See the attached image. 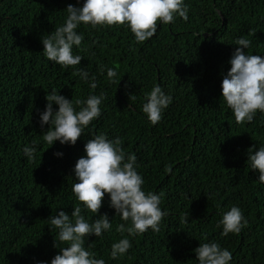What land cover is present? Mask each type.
Instances as JSON below:
<instances>
[{
	"label": "trees",
	"instance_id": "16d2710c",
	"mask_svg": "<svg viewBox=\"0 0 264 264\" xmlns=\"http://www.w3.org/2000/svg\"><path fill=\"white\" fill-rule=\"evenodd\" d=\"M77 3L0 0V264L47 262L67 246L58 241L50 217L59 210L70 215L81 203L71 191L72 167L86 140L101 133L119 138L125 154H135L143 190L158 194L167 214L158 232L121 234L115 228L123 221L113 216L105 194L97 215L107 214L112 228L84 243L96 258L105 264H197L193 249L215 241L231 252L230 264H264V184L247 167L248 148L264 143V115L238 124L220 97L238 37L251 42L247 54L264 56V0H184L187 20L157 22L143 43L123 25H80L83 40L73 54L81 61L61 69L43 56L41 39L63 24L65 7ZM75 68L96 76L94 90L73 75ZM107 68L116 71L117 85L108 81ZM155 84L172 101L150 125L141 106ZM53 88L72 100L104 93L100 116L75 144L48 146L42 139L48 125L41 128L38 111ZM33 142L36 151L28 161L22 148ZM57 151L63 155L55 156ZM233 205L247 226L221 236L216 223ZM81 215L89 223L99 218L83 207ZM121 238L131 247L112 259L111 244Z\"/></svg>",
	"mask_w": 264,
	"mask_h": 264
},
{
	"label": "clouds",
	"instance_id": "9594fccd",
	"mask_svg": "<svg viewBox=\"0 0 264 264\" xmlns=\"http://www.w3.org/2000/svg\"><path fill=\"white\" fill-rule=\"evenodd\" d=\"M65 9L67 16L63 24L41 39L43 56L61 69L78 65L81 61V55L73 54V46L79 49L83 40L76 31L80 25L93 29L123 25L133 34L136 43H143L155 34L157 22L168 24L177 16L187 20L188 14L184 0H83L82 3L78 0L76 6L68 4ZM250 43L243 37L234 41L238 47L232 51L227 61L230 67L220 82V97L238 124L251 122L257 112L264 115V56L247 54L245 49ZM98 71L103 74L105 69L102 66ZM73 75L79 76L90 89L96 88V76L89 75L85 69L75 68ZM116 75L113 68L106 69L108 81L117 85ZM104 98L101 92L72 100L58 94L57 89H51L45 95L43 111H38L41 128L48 125L42 137L44 143L48 146L54 141L61 145L75 144L83 130L100 116ZM171 101L172 97L159 84L144 93L141 111L150 125L160 121L162 112ZM53 104L57 106L55 109ZM83 150L84 155L76 159L72 167L75 183L71 187L75 200L81 203L72 209L70 215L59 210L50 217V226L57 230L58 241L67 246L60 247L49 261H37L36 264H105L103 258H96V254L84 246L90 234L101 237L112 228L107 214L97 215L105 194L108 206L114 210L113 216L123 221L115 228L121 234L140 235L149 229L158 232L160 221L167 214L160 208V196L143 190L144 180L136 170V156L122 151L119 138L110 140L101 133L86 140ZM35 151V142L22 148L28 161L33 160ZM247 151L248 169L257 172V181L264 184V143L258 147L250 146ZM53 154L57 157L63 155L59 151ZM168 171L166 167L165 172ZM82 207L99 218L89 223L81 215ZM187 217L188 212L182 214L181 222H186ZM216 226L221 229V236H227L239 233L247 226V220L241 209L233 205L221 212ZM53 246L57 248L56 242ZM130 247L129 239L121 238L111 244L109 256L112 259L122 257ZM193 251L197 264H230L232 259L231 252L215 241L200 243Z\"/></svg>",
	"mask_w": 264,
	"mask_h": 264
}]
</instances>
